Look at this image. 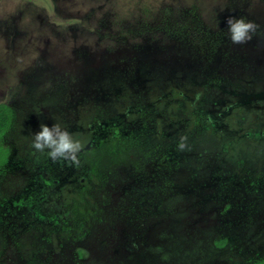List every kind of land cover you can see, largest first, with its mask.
Masks as SVG:
<instances>
[{
  "label": "rangeland",
  "instance_id": "obj_1",
  "mask_svg": "<svg viewBox=\"0 0 264 264\" xmlns=\"http://www.w3.org/2000/svg\"><path fill=\"white\" fill-rule=\"evenodd\" d=\"M0 103V264H264V0H0Z\"/></svg>",
  "mask_w": 264,
  "mask_h": 264
},
{
  "label": "clouds",
  "instance_id": "obj_2",
  "mask_svg": "<svg viewBox=\"0 0 264 264\" xmlns=\"http://www.w3.org/2000/svg\"><path fill=\"white\" fill-rule=\"evenodd\" d=\"M229 32L234 43H242L250 39L249 31L253 29V24L245 23L243 20H229ZM59 123L49 127L47 124L40 125V130L35 133L33 146L43 152L48 150V155L56 160L58 158L77 162V153L81 150L82 144L78 139L64 129Z\"/></svg>",
  "mask_w": 264,
  "mask_h": 264
},
{
  "label": "trees",
  "instance_id": "obj_3",
  "mask_svg": "<svg viewBox=\"0 0 264 264\" xmlns=\"http://www.w3.org/2000/svg\"><path fill=\"white\" fill-rule=\"evenodd\" d=\"M195 13L196 12L192 10V14ZM16 116V112L12 106L6 103H0V171L6 166L11 155V149L5 144L4 140L6 135L12 130L14 126ZM192 118L193 120L191 128L193 131L200 130V128L205 129L206 127H212L207 117L200 110L195 111L192 115ZM111 130L116 136L123 132L122 127H116V125L111 127ZM169 158L170 157L167 154L163 156L156 155V164L158 165V168H163V165L167 163Z\"/></svg>",
  "mask_w": 264,
  "mask_h": 264
}]
</instances>
